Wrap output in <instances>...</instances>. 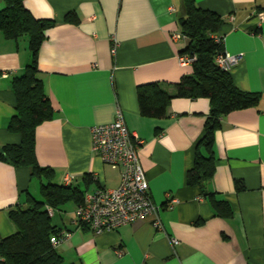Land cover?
<instances>
[{"label":"crops","instance_id":"1","mask_svg":"<svg viewBox=\"0 0 264 264\" xmlns=\"http://www.w3.org/2000/svg\"><path fill=\"white\" fill-rule=\"evenodd\" d=\"M195 2L224 21L218 35L225 52L243 56L230 71L235 85L261 95L258 106L226 115L216 132V171L208 189L229 203L227 218L199 187L187 184L210 100L175 98L162 119L144 117L139 105L140 86L173 85L193 74L192 64L179 61L187 41L172 39L181 34L183 0L24 2L34 18L54 22L37 58L55 112L37 128L38 163L55 171L56 184L75 176L72 186L82 198L117 189L122 169L93 153L91 128L113 123L120 109L129 130L144 142L139 158L163 224L160 230L151 220H139L95 234L77 224V201L48 206L53 226L62 237L70 235L56 248L66 264H264V24L257 18L264 0ZM5 7L0 0V12ZM31 62L28 37L10 39L0 31V148L21 142L8 130L17 113L13 80ZM35 179L30 169L0 160V240L16 232L9 211L41 198ZM171 238L179 241L174 249Z\"/></svg>","mask_w":264,"mask_h":264},{"label":"trees","instance_id":"2","mask_svg":"<svg viewBox=\"0 0 264 264\" xmlns=\"http://www.w3.org/2000/svg\"><path fill=\"white\" fill-rule=\"evenodd\" d=\"M6 7L0 12V31L7 38L27 36L32 62L25 72L13 80L17 98L16 115L11 119L8 130L21 136L17 145L0 148V160L15 167L30 169L31 177L41 182V198H30L27 207H16L9 211V219L16 232L0 240V264H66L63 256L51 243L53 237H61L53 226L47 207H60L74 200L82 204L81 191L72 184L55 183V171L42 167L36 156V131L44 122L54 118L55 112L42 80L39 78L37 58L46 40V32L54 22L38 20L25 7V0H3ZM184 16L180 19L181 34L188 46L182 53L195 57L193 74L184 76L179 83H159L138 88V100L144 117L162 119L167 115L171 101L175 98H207L211 102L210 114L205 124L203 138L195 150L193 168L187 174V184L199 187L202 196L209 199L220 215H232L228 202L216 198L208 189L216 171V132L223 118L231 112L258 106L259 93L244 92L234 83L230 72L216 63L218 54L224 52V38L217 43L214 36L224 21L214 12L200 8L195 0H183ZM169 88H173L172 92ZM239 191L244 185L237 183Z\"/></svg>","mask_w":264,"mask_h":264},{"label":"built area","instance_id":"3","mask_svg":"<svg viewBox=\"0 0 264 264\" xmlns=\"http://www.w3.org/2000/svg\"><path fill=\"white\" fill-rule=\"evenodd\" d=\"M259 24H264V11L257 13ZM174 41L184 40L182 34L172 35ZM217 43L222 42L219 35L214 36ZM112 50L116 53L118 43L112 40ZM243 59L242 55H230L222 52L217 55L216 63L224 71L230 72ZM180 63L190 65L195 57L181 55ZM92 151L108 165L119 167L121 183L117 189H102L88 194L84 202L76 209V222L79 226L88 227L95 234L118 231L120 228L139 220H151L156 229H163L160 219V207L151 198L150 186L144 168L140 162L139 151L144 142L127 127L123 112L118 109L116 120L106 125L91 128ZM76 181L75 176L67 175L65 183L70 185ZM70 235L53 237L51 243L58 247ZM179 244L171 238L173 249Z\"/></svg>","mask_w":264,"mask_h":264},{"label":"rangeland","instance_id":"4","mask_svg":"<svg viewBox=\"0 0 264 264\" xmlns=\"http://www.w3.org/2000/svg\"><path fill=\"white\" fill-rule=\"evenodd\" d=\"M34 185H35V188H36V190H37V197H39L40 198V194H39V189H40V183H39V181H38V179H35L34 180Z\"/></svg>","mask_w":264,"mask_h":264}]
</instances>
